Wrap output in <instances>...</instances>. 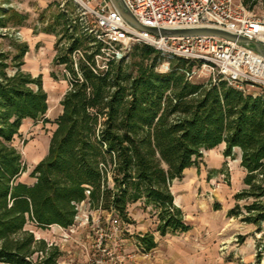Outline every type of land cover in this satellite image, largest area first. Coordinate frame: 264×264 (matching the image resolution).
<instances>
[{"label": "trees", "instance_id": "16d2710c", "mask_svg": "<svg viewBox=\"0 0 264 264\" xmlns=\"http://www.w3.org/2000/svg\"><path fill=\"white\" fill-rule=\"evenodd\" d=\"M242 1L250 10L259 2L264 7V0ZM57 20L53 63L64 66L69 88L49 152L31 173L33 185L19 181L27 167L13 141L23 120L49 122L48 94L41 76L23 70L26 45H15V53L0 50V262L60 264L59 246L26 227L68 229L86 200L91 210L111 212L127 224L128 208L141 202L156 217L160 235L187 231L171 184L221 144L227 158L240 151L246 175L234 199L248 202L242 220L261 231L264 91L247 93L212 78L195 83L187 76L195 62L185 59H170L167 72H156L152 68L165 58L145 44L133 45L121 59L107 57L94 24L72 21L63 11ZM7 25L0 17V29ZM48 31L55 33V25ZM77 51L82 56L75 61ZM230 214L241 216V205ZM139 240L145 252L156 246L152 233Z\"/></svg>", "mask_w": 264, "mask_h": 264}, {"label": "built area", "instance_id": "2783aa9c", "mask_svg": "<svg viewBox=\"0 0 264 264\" xmlns=\"http://www.w3.org/2000/svg\"><path fill=\"white\" fill-rule=\"evenodd\" d=\"M89 15L102 43L101 52L121 59L135 44L153 48L167 60L185 59L201 68H209L212 81H225L240 90L252 86L264 91V56L236 42L214 35L170 36L167 32L190 29H216L243 37L264 47V14L248 9L242 0H122L125 8L142 26L157 34L132 27L115 7L112 0H72ZM5 29H0V32ZM82 56L74 53L73 59ZM78 57V58H77ZM193 71L187 73L191 79ZM90 190L86 191V195ZM88 200L77 206L74 223L68 229L57 226L65 236L87 225L89 215L82 214ZM95 228L84 235L89 253L88 264H123L146 255L140 244L141 235L130 224L111 212ZM27 226H34L28 224ZM27 228V227H26ZM31 231L30 229H28Z\"/></svg>", "mask_w": 264, "mask_h": 264}, {"label": "rangeland", "instance_id": "374dc122", "mask_svg": "<svg viewBox=\"0 0 264 264\" xmlns=\"http://www.w3.org/2000/svg\"><path fill=\"white\" fill-rule=\"evenodd\" d=\"M262 3L259 2L254 7V11L260 15L264 14ZM60 11L66 13L72 21L80 17L83 25L94 24L93 19L79 9L72 0H0V17L8 22L5 28L6 31L0 32L1 35L7 34L6 37L0 36V50L15 53V45L27 46L29 55H25L24 60L28 58V62L23 66V70L34 77L41 74L43 87L48 94L51 105V110L47 114L51 121L44 124L39 123L34 125V127L31 124H26L22 133L21 146L23 143L33 142L35 136H49L52 134L55 129V123L52 121L59 110V99L67 89V84L63 80L66 75V72H64L65 68L64 66H55L52 57L60 31V26L57 25V16ZM3 14L5 15L2 16ZM53 25H55V33L48 31V28L50 26L53 27ZM51 41H55V44L52 45ZM150 63L151 61L146 59L143 65L149 69ZM152 70L167 72L169 70L168 60H163L157 67H153ZM192 71L191 81L195 83H206L213 77L209 68H201L197 63L194 64ZM9 72L13 73V70L10 69ZM245 90L247 93L252 94L261 92L260 89L252 86L245 87ZM224 150L225 144H221L212 150L204 151L203 157L199 162L198 171L194 169L188 171L184 180L190 183L194 181L195 185H199L197 191L198 199L202 200L205 198L210 200L212 198L213 201L219 199L222 207L230 209L235 205L234 195L238 190L242 189L243 178L246 173L240 167L239 150H235V156L232 158L225 157ZM210 175L214 179L211 182L209 181L212 178ZM184 180L180 182L182 186H184V183H182ZM174 192H176L175 189H173ZM193 195L197 197L195 193ZM244 203L248 202L241 201L238 203L241 205L242 215L235 220L238 222V226L234 230L235 235L231 244L236 245L237 248L245 246V255H249L251 251L253 260L250 263L247 260L248 258H246V264H264V225L259 231L255 226L253 228L251 224L242 220L243 213L245 214ZM87 212H89V208L85 207L82 214ZM87 215H89L87 225L80 229H75L73 233H69L67 230L68 236H65L64 232L59 228H52L53 226L47 229L27 226V229H30L37 239L56 244L62 254L70 255L72 251L77 249L75 247L77 244L88 246L85 237L81 241L75 242L74 236L78 233H81L80 235L87 234L86 229L95 228L99 222H103L107 213L101 214V212L93 211L91 214L87 213ZM231 255L238 260H244L243 255L237 250ZM259 258L260 260H258ZM0 264L5 263L0 262Z\"/></svg>", "mask_w": 264, "mask_h": 264}, {"label": "crops", "instance_id": "0c3cea01", "mask_svg": "<svg viewBox=\"0 0 264 264\" xmlns=\"http://www.w3.org/2000/svg\"><path fill=\"white\" fill-rule=\"evenodd\" d=\"M52 45L55 41H51ZM29 52L26 53V56ZM55 51H53L52 57L54 58ZM26 58L24 60L25 64L28 62ZM24 64V65H25ZM64 72L65 69H64ZM41 75V74H40ZM37 75V76H40ZM64 83L67 84V89L61 95L59 99V110L57 111L53 123L62 114L63 107L61 105V100L69 88V83L66 77L63 78ZM44 88V87H43ZM45 90V89H44ZM51 110V105L48 98V111L46 113V118L51 121L48 117V112ZM43 123V121H34L32 119H25L22 122L19 133L21 136H16L13 144L18 149L21 154L22 161L26 165L27 170L21 174L19 181L28 185H33L35 179L31 176V173L42 161L49 152L50 142L52 134L49 136L38 135L35 136L33 142L22 144V133L24 132V127L26 124L37 125ZM238 150V149H237ZM240 152V151H239ZM240 167H241V154H240ZM196 170L198 168H188L184 171L183 177L180 179L173 180L171 184V190H176L173 193L175 205L181 209L184 215V223L188 226V230L185 232H177L173 234H167L165 236L160 235L157 231V220L155 216H152L150 208H144L141 202L132 204L129 208V218L132 221V230L138 235H145L147 233L154 234L156 246L146 252V255L139 257L138 261L140 264H246V258L251 263L252 253L245 255V246H240L231 244L234 239V230L238 226V222L235 220L239 217L231 215V210L235 207L237 202L235 200V205L226 209L222 207L219 199L213 201L206 200L205 198L198 199L197 191L199 185H195L194 181L192 183L185 181L184 178L188 171ZM242 169V167H241ZM212 175H210L211 177ZM244 179V178H243ZM184 180V186L180 182ZM212 178L209 181H213ZM244 188V184L242 189ZM242 189L238 190L240 192ZM183 191V192H182ZM182 192V193H181ZM189 193V194H185ZM197 195L195 197L193 195ZM236 193V194H237ZM235 194V195H236ZM234 195V196H235ZM218 200V201H217ZM241 202V201H240ZM82 206L88 207L87 203L82 204ZM96 212L95 210H93ZM92 211V212H93ZM153 217V218H152ZM235 222V223H234ZM255 228L253 225H251ZM57 226L54 225L52 228ZM81 233L76 234L75 242L81 241L84 235ZM78 238V239H77ZM74 239V238H73ZM77 249L72 251L70 255L62 254L60 257V264H88L89 253L87 247L83 245L75 246ZM239 251L243 255V261L238 260L231 255L235 251ZM123 264H134L133 261H125Z\"/></svg>", "mask_w": 264, "mask_h": 264}, {"label": "water", "instance_id": "95a60500", "mask_svg": "<svg viewBox=\"0 0 264 264\" xmlns=\"http://www.w3.org/2000/svg\"><path fill=\"white\" fill-rule=\"evenodd\" d=\"M115 7L118 9V11L123 15V17L126 19V21L132 26L140 30L148 31L153 34H157V31L154 29H150L147 27H144L140 25L133 16L129 13V11L125 8L122 0H112ZM166 35H172V36H193V35H214L219 36L225 39H228L230 41L236 42L237 44L246 47L250 50H253L260 55L264 56V47H262L258 43H253L250 40L238 37L235 35H232L230 33L216 30V29H190V30H179V31H172L165 33Z\"/></svg>", "mask_w": 264, "mask_h": 264}]
</instances>
